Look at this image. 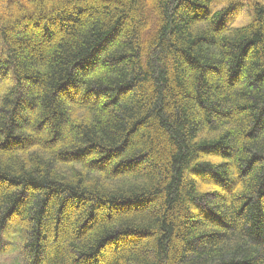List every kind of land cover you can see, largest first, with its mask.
<instances>
[{
	"label": "trees",
	"instance_id": "obj_1",
	"mask_svg": "<svg viewBox=\"0 0 264 264\" xmlns=\"http://www.w3.org/2000/svg\"><path fill=\"white\" fill-rule=\"evenodd\" d=\"M8 249L264 264V0H0Z\"/></svg>",
	"mask_w": 264,
	"mask_h": 264
},
{
	"label": "rangeland",
	"instance_id": "obj_2",
	"mask_svg": "<svg viewBox=\"0 0 264 264\" xmlns=\"http://www.w3.org/2000/svg\"><path fill=\"white\" fill-rule=\"evenodd\" d=\"M239 14L241 16H239L238 19H236V23L243 24L244 23V21H243L244 13L241 12ZM233 17H235V15H232L231 19H233ZM18 254H19V249H17V251H16L15 255L13 256V258H11L10 260H7V261H3L2 258H3L4 254L0 253V264H22L21 259H20Z\"/></svg>",
	"mask_w": 264,
	"mask_h": 264
},
{
	"label": "bare ground",
	"instance_id": "obj_3",
	"mask_svg": "<svg viewBox=\"0 0 264 264\" xmlns=\"http://www.w3.org/2000/svg\"><path fill=\"white\" fill-rule=\"evenodd\" d=\"M15 253H16L15 250H13V249H8V250L4 253L2 260H3V261L10 260L11 258H13V256L15 255Z\"/></svg>",
	"mask_w": 264,
	"mask_h": 264
}]
</instances>
